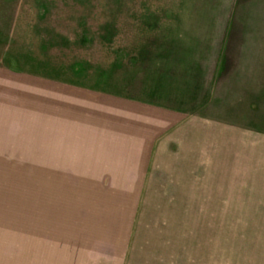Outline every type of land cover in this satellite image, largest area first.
I'll list each match as a JSON object with an SVG mask.
<instances>
[{"label": "rangeland", "instance_id": "obj_1", "mask_svg": "<svg viewBox=\"0 0 264 264\" xmlns=\"http://www.w3.org/2000/svg\"><path fill=\"white\" fill-rule=\"evenodd\" d=\"M202 31L211 43L188 46ZM231 44L239 55L224 60ZM193 52L192 76L205 78L212 103L231 95L228 71L255 76L249 90L264 101V0H0V69L27 76L13 83L31 91L0 115V129L19 133L0 139V264H120L106 250L122 248L136 213L127 264H264V115L220 104L243 128L212 126L211 186L164 210L153 202L137 212L140 180L85 178L98 165L60 153L88 124L76 90L125 93L150 62H188ZM214 109L207 116L217 119Z\"/></svg>", "mask_w": 264, "mask_h": 264}, {"label": "crops", "instance_id": "obj_2", "mask_svg": "<svg viewBox=\"0 0 264 264\" xmlns=\"http://www.w3.org/2000/svg\"><path fill=\"white\" fill-rule=\"evenodd\" d=\"M207 35L208 33L202 31L197 37L192 36L187 40L188 46L196 41L210 44ZM235 47L236 44H231L225 49L224 60L231 59L233 56L236 58L239 55ZM193 54V58L187 60L188 62L186 59L179 61L168 59V62L165 59H157L153 66L150 62L147 64L150 65L149 67L139 72L140 79L137 85V82L127 80L128 91L125 93L122 90L99 91L84 87H82L84 89L76 90V94L84 100L81 105H87L82 107L88 108L85 112L82 110V116L88 124L72 133V137H75L78 142L58 146L60 153L64 154V157L69 155L70 161L77 162L81 161L80 158H84L82 161L97 164L98 167H93V174L84 175L85 178L126 179V188L132 185L133 180H140L139 183L136 182L137 186L135 185L140 195L137 212L151 209L146 206L153 202L162 206L152 210H164L167 208L165 204L170 207L169 203L178 201V198L184 204L188 197V201L194 200L193 204L197 202V197L195 199L194 195H205V188L211 186V179L207 180L206 172L212 162L210 157L208 158L213 143L212 126L218 129H228V125L231 129L243 128L229 123L226 111L219 109L220 104L224 107L235 106L236 108L232 110L247 109L253 115L256 112L264 115V101L260 100V90L256 87L249 90L255 76L246 74L238 76L237 73L228 75L230 71L227 70L228 72H225L223 76H229L227 90L231 91V95L229 97L215 96L212 103L211 87L205 85V78L192 76V68L196 66L195 52ZM252 58L259 59L255 55ZM257 72L258 69L256 75ZM24 80L29 79L12 70L0 69V86L4 83L8 90L6 92L4 88L0 89V110L3 112H0V115H4L12 107L17 106V101H24L27 95H30L31 91L27 87H20L18 84L15 86L13 83ZM255 82L258 83L259 80ZM163 84H166V87ZM61 91L60 96L67 98L69 92ZM214 103L215 106H213ZM213 107H217L214 109L217 119L207 116V114H214ZM12 113L14 120L20 122L21 112L17 114L13 111ZM3 124L0 129L1 141L7 137H10V140L19 138V133L14 134L13 127H11L13 134L6 133ZM262 124L264 125V122ZM6 130H8L7 127ZM45 147L48 145L45 144ZM65 152L68 154L65 155ZM47 153L49 151L45 148L44 154L47 155ZM73 155L80 158H73ZM262 158L259 157L257 161L261 160V164H264ZM164 164H169L171 171H167L165 168L169 167H164ZM263 167L264 165L257 166V171L260 173ZM224 178L226 177L223 176ZM228 183H220V186L226 187ZM125 191L127 193V190ZM208 194L210 197L211 193L208 192ZM141 204L145 206L142 207ZM205 209L206 207H202V210ZM142 215L136 213L134 220L125 225L127 227L125 244L122 248L116 247L115 243L111 248L107 247L106 254L113 258L115 263L121 258L120 264H127L130 242L135 234L133 226L139 225V220L142 218L138 216Z\"/></svg>", "mask_w": 264, "mask_h": 264}]
</instances>
